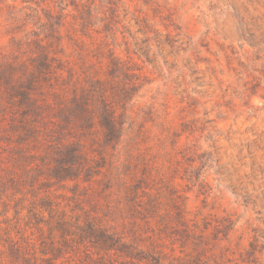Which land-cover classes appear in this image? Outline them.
Instances as JSON below:
<instances>
[{
  "label": "rangeland",
  "instance_id": "obj_1",
  "mask_svg": "<svg viewBox=\"0 0 264 264\" xmlns=\"http://www.w3.org/2000/svg\"><path fill=\"white\" fill-rule=\"evenodd\" d=\"M0 264H264V0H0Z\"/></svg>",
  "mask_w": 264,
  "mask_h": 264
}]
</instances>
